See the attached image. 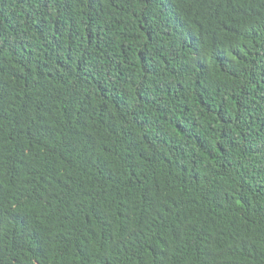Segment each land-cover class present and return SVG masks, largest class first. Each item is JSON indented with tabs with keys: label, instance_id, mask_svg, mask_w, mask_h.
Returning a JSON list of instances; mask_svg holds the SVG:
<instances>
[{
	"label": "trees",
	"instance_id": "16d2710c",
	"mask_svg": "<svg viewBox=\"0 0 264 264\" xmlns=\"http://www.w3.org/2000/svg\"><path fill=\"white\" fill-rule=\"evenodd\" d=\"M0 264H264V0H0Z\"/></svg>",
	"mask_w": 264,
	"mask_h": 264
}]
</instances>
